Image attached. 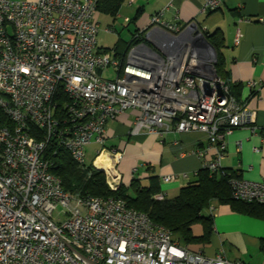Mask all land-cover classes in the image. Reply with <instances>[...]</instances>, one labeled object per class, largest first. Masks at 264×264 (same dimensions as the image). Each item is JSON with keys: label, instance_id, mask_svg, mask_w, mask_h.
<instances>
[{"label": "built area", "instance_id": "2783aa9c", "mask_svg": "<svg viewBox=\"0 0 264 264\" xmlns=\"http://www.w3.org/2000/svg\"><path fill=\"white\" fill-rule=\"evenodd\" d=\"M96 1L0 0V111L9 120L0 126V264H246L190 249L120 197L71 194L51 172L47 147L83 165L85 147L103 143L107 121L127 109L137 111L131 134L206 132L215 154L202 169L210 173L225 172V137L254 122L197 51L195 22L157 12L121 57L97 47ZM221 2L203 0L201 10ZM109 68L114 75L103 77ZM228 176L232 198L264 202V180ZM59 208L64 220L53 215Z\"/></svg>", "mask_w": 264, "mask_h": 264}, {"label": "crops", "instance_id": "0c3cea01", "mask_svg": "<svg viewBox=\"0 0 264 264\" xmlns=\"http://www.w3.org/2000/svg\"><path fill=\"white\" fill-rule=\"evenodd\" d=\"M202 3L203 0H126L116 17H110L112 25L108 27L116 32L114 24L120 20V30L130 32L129 42L131 31H142L153 14L162 12L166 19L176 17L182 22H195L203 33L218 29L224 38L222 53L230 82L239 85V98L255 113L251 125L235 128L225 137L221 169L244 179L263 181L264 0H222L220 7L211 11H202ZM100 15L97 14V19ZM130 21L134 22L129 24ZM237 33L240 41L235 44ZM111 71V68L101 71V75L111 77ZM248 81H256L258 86L250 89ZM136 114V110L127 109L107 121L104 142L93 140L85 147V158L88 153L91 157L85 162L102 169L107 180L118 186H128L132 179L148 185L154 177L158 194L174 197L182 186L195 178L203 161L213 158L215 150L204 131H168L159 135L141 130L131 134ZM198 150H204L203 155L199 156ZM169 174L178 176L164 181L163 177ZM214 202L208 241L188 244V247L207 256L222 253L231 261L264 264V219L238 212L228 203ZM191 229L194 235L203 234L200 223L192 225Z\"/></svg>", "mask_w": 264, "mask_h": 264}, {"label": "trees", "instance_id": "16d2710c", "mask_svg": "<svg viewBox=\"0 0 264 264\" xmlns=\"http://www.w3.org/2000/svg\"><path fill=\"white\" fill-rule=\"evenodd\" d=\"M125 1L97 0L96 9L98 13L115 18ZM132 22L134 21H130L129 24ZM138 32L137 29L131 31V37ZM204 34L217 54V60L214 62L216 74L228 84L230 92L239 99L237 92L239 85L230 82L225 65L222 33L216 29ZM140 40L145 41L143 37ZM117 48L118 44H115L113 49ZM123 55L124 53L120 52V56ZM8 124L9 120L0 111V126ZM46 155L51 160V172L59 177L65 191L80 196L120 197L129 207L143 211L153 221L168 227L174 238L184 245L208 241L212 231V216L206 213V209L212 201L228 203L238 212L264 219V202L242 201L231 197L228 173L237 175L232 171L210 173L207 169H200L193 180L179 189L176 196L158 198L159 191L154 177L150 179L148 185H142L138 179H132L128 186L120 184L113 190L109 186L105 172L95 168L92 163L85 162L79 165L69 152L60 147H47ZM196 223L203 227V234L200 236L194 235L191 229Z\"/></svg>", "mask_w": 264, "mask_h": 264}, {"label": "rangeland", "instance_id": "374dc122", "mask_svg": "<svg viewBox=\"0 0 264 264\" xmlns=\"http://www.w3.org/2000/svg\"><path fill=\"white\" fill-rule=\"evenodd\" d=\"M98 24H99V32L97 35V47L98 48H105L108 51L114 52L113 47L115 44H118L117 53L124 52L127 48V42L130 38V32L126 29L120 30V20L116 21L114 27L116 28V32L108 31L109 27L108 24L112 25L110 16H106L101 14L98 16ZM121 33V34H120ZM121 39V42H120ZM216 62V61H215ZM112 72V71H111ZM112 75L113 72H112ZM89 153L85 159L90 161ZM54 211V217L59 218L60 220H64L65 217L62 216L58 211Z\"/></svg>", "mask_w": 264, "mask_h": 264}, {"label": "water", "instance_id": "95a60500", "mask_svg": "<svg viewBox=\"0 0 264 264\" xmlns=\"http://www.w3.org/2000/svg\"><path fill=\"white\" fill-rule=\"evenodd\" d=\"M196 27L194 42L196 49L202 56L209 57L214 65V62L217 60V54L213 46L207 41L205 34L197 28L196 24H193ZM175 39V38H172Z\"/></svg>", "mask_w": 264, "mask_h": 264}]
</instances>
